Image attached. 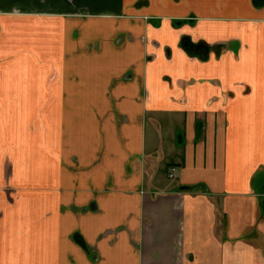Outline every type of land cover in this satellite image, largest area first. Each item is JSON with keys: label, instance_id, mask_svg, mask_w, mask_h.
Wrapping results in <instances>:
<instances>
[{"label": "crops", "instance_id": "obj_1", "mask_svg": "<svg viewBox=\"0 0 264 264\" xmlns=\"http://www.w3.org/2000/svg\"><path fill=\"white\" fill-rule=\"evenodd\" d=\"M0 264H264V5L0 0Z\"/></svg>", "mask_w": 264, "mask_h": 264}, {"label": "trees", "instance_id": "obj_2", "mask_svg": "<svg viewBox=\"0 0 264 264\" xmlns=\"http://www.w3.org/2000/svg\"><path fill=\"white\" fill-rule=\"evenodd\" d=\"M254 4L256 5V6H258V7H261V6H263L264 5V0H254ZM183 47H184V49H186L187 51H190L192 48H194L195 47V45H193V44H191L190 42H189V40L188 39H184V42H183ZM196 48H198V51H204V52H206L207 53V50H209V49H207V48H205V46H196ZM191 52V51H190ZM200 54H201V52H200ZM208 54V53H207Z\"/></svg>", "mask_w": 264, "mask_h": 264}, {"label": "built area", "instance_id": "obj_3", "mask_svg": "<svg viewBox=\"0 0 264 264\" xmlns=\"http://www.w3.org/2000/svg\"><path fill=\"white\" fill-rule=\"evenodd\" d=\"M175 171L176 169L174 167L171 168V172L169 173V178L170 179H174L175 177Z\"/></svg>", "mask_w": 264, "mask_h": 264}]
</instances>
